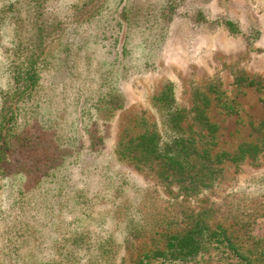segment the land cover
I'll return each mask as SVG.
<instances>
[{"label":"rangeland","instance_id":"rangeland-1","mask_svg":"<svg viewBox=\"0 0 264 264\" xmlns=\"http://www.w3.org/2000/svg\"><path fill=\"white\" fill-rule=\"evenodd\" d=\"M89 1L0 0V109L38 29L54 24L53 29L66 32L55 43L52 69L40 87L45 101L33 107V114V103L26 106L9 170L0 178V264H136L149 252L146 231L134 232L144 226L147 194L156 188L165 199H177L183 192L177 183L168 186L156 173L121 161L116 150L122 138L144 129V117L169 138L168 114L153 100L167 86L177 106L189 110L196 89L206 91L211 81H223L238 113L210 109L220 126L215 151L234 152L258 138L251 124L264 120V87L240 85L237 79H264V0H193L180 8L230 18L245 36L232 35L223 25L185 24L167 38L159 34L163 0H106L93 19L86 15L94 9L85 7ZM125 7L129 20L121 18ZM125 43L127 59L121 53ZM118 57L132 70L124 78L114 76L109 86L116 85L126 103L111 120L97 124L102 139L91 150L83 130V100L107 90L105 74ZM220 167L219 178L191 196L196 204L206 207L228 194H264V151L256 160ZM253 232L264 236L263 218Z\"/></svg>","mask_w":264,"mask_h":264},{"label":"trees","instance_id":"trees-1","mask_svg":"<svg viewBox=\"0 0 264 264\" xmlns=\"http://www.w3.org/2000/svg\"><path fill=\"white\" fill-rule=\"evenodd\" d=\"M105 1L90 0L87 3L89 5L85 7L94 8L86 14L88 19L95 18L102 11ZM192 4L193 0H163L158 14L162 38L170 36L174 27L185 24L209 29L223 25L230 34L245 36L241 27L230 18L212 19L200 9L180 10L181 6ZM121 18H131L126 7ZM122 25L123 21L119 23L120 28ZM54 27L52 24L38 29L31 47L27 48L18 65L15 88L1 106L0 178L3 171L7 174L9 170L11 156L17 147L13 141L26 118V106L33 103V110L34 106L45 101L40 92L44 74L52 69L55 43L66 35ZM115 41L117 43V39ZM70 45L67 49L71 48ZM128 47L127 43L122 46L121 53L126 59L130 56ZM116 55H119L118 51ZM131 70L132 65L120 61V57L116 58L105 74L103 85L107 84V90H95L83 100V130L90 136L91 150L102 139L99 133L97 135V124L100 126L102 120H111L126 103L124 93L116 85L109 86V82L117 74L124 78ZM237 83L264 87L262 78L239 77ZM153 100L166 110L167 127L172 134L165 138L157 124L144 117L141 122L144 129L140 133L118 142L117 156L121 161L133 163L138 170L156 173L168 186L177 183L183 194L177 199H165L156 188L150 192L151 195L147 194L148 203L141 209L144 226L134 232L141 236V229H144L151 248L136 264H264V236L253 232L257 219H264V194L253 198L228 194L222 201H214L206 207H201L191 198L202 187L211 186L219 178L220 165H240L245 160L259 158L264 151V120L257 125L251 124L253 132L258 135L256 141L243 142L234 152L215 151L220 126L212 121L210 109L215 105L226 114L238 113L235 101L223 89V81H211L206 91L196 89L193 106L189 110L177 106L170 86ZM36 111L33 110L32 114ZM186 121L185 126L183 123Z\"/></svg>","mask_w":264,"mask_h":264}]
</instances>
